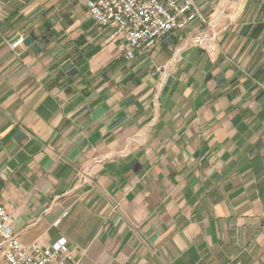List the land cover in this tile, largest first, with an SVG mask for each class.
Instances as JSON below:
<instances>
[{
  "label": "crops",
  "instance_id": "obj_1",
  "mask_svg": "<svg viewBox=\"0 0 264 264\" xmlns=\"http://www.w3.org/2000/svg\"><path fill=\"white\" fill-rule=\"evenodd\" d=\"M192 1L126 60L85 0H0V205L20 243L64 237L69 264H264V0Z\"/></svg>",
  "mask_w": 264,
  "mask_h": 264
},
{
  "label": "built area",
  "instance_id": "obj_2",
  "mask_svg": "<svg viewBox=\"0 0 264 264\" xmlns=\"http://www.w3.org/2000/svg\"><path fill=\"white\" fill-rule=\"evenodd\" d=\"M88 12L102 28L112 30L110 39L123 46V56H148L155 45L172 31L183 30L200 16L192 0H85ZM1 10V7H0ZM202 18V17H201ZM203 22V18L201 19ZM23 41L19 37L11 48ZM192 45L208 54L216 49L215 33L207 29L193 34ZM64 212L61 217L66 216ZM13 210L0 205V264H69L75 250L60 237L49 246L23 245L14 233ZM61 218L54 221V226Z\"/></svg>",
  "mask_w": 264,
  "mask_h": 264
},
{
  "label": "rangeland",
  "instance_id": "obj_3",
  "mask_svg": "<svg viewBox=\"0 0 264 264\" xmlns=\"http://www.w3.org/2000/svg\"><path fill=\"white\" fill-rule=\"evenodd\" d=\"M203 20H204V22L202 21V23H204V24H205V22H206V21H205V19H204V18H203ZM192 46H194V45H192ZM194 47H195V46H194Z\"/></svg>",
  "mask_w": 264,
  "mask_h": 264
}]
</instances>
